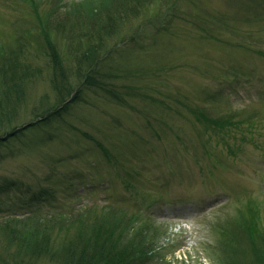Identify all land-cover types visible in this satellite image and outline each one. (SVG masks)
<instances>
[{
    "label": "rangeland",
    "instance_id": "374dc122",
    "mask_svg": "<svg viewBox=\"0 0 264 264\" xmlns=\"http://www.w3.org/2000/svg\"><path fill=\"white\" fill-rule=\"evenodd\" d=\"M40 1L39 13L51 2L60 15L82 0ZM33 6L0 0V41L25 34L36 51ZM126 32L96 87L49 126L0 145V219L126 210L156 229L146 264H223L231 238L246 248L244 222L264 220V0H155ZM34 61L43 77L18 126L54 98ZM189 109L236 115L235 126L208 130Z\"/></svg>",
    "mask_w": 264,
    "mask_h": 264
},
{
    "label": "trees",
    "instance_id": "16d2710c",
    "mask_svg": "<svg viewBox=\"0 0 264 264\" xmlns=\"http://www.w3.org/2000/svg\"><path fill=\"white\" fill-rule=\"evenodd\" d=\"M29 1L40 30L36 51H31L30 37L25 34L17 36L13 44L0 41V145L24 131L49 126L81 100L84 89L96 87L100 62L126 42V30L145 16L155 0H82L64 6L60 15H55L59 4L48 1L50 9L41 14L37 11L41 1ZM35 59L44 61L54 98L50 102L43 97L32 108L31 121L18 126L31 85L43 77ZM104 92L118 104H126L113 92ZM189 112L208 130L235 126L232 118L236 115L215 120L203 112ZM100 149L108 157L102 146ZM139 216L97 207L68 214L8 216L0 219V264H146L153 260L156 229ZM250 219V223L244 222L246 248L231 238L236 244L228 245L223 264H264V220L256 226ZM151 264L170 263L161 258Z\"/></svg>",
    "mask_w": 264,
    "mask_h": 264
}]
</instances>
